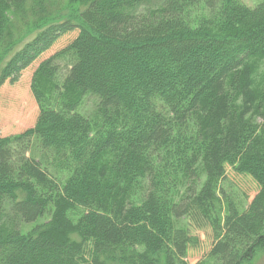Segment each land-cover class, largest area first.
<instances>
[{"label":"trees","instance_id":"1","mask_svg":"<svg viewBox=\"0 0 264 264\" xmlns=\"http://www.w3.org/2000/svg\"><path fill=\"white\" fill-rule=\"evenodd\" d=\"M47 1L31 0L46 10L19 37L30 0H0V88L78 32L33 75L35 127L0 137V264H190L204 245L178 226L190 205L212 235L196 264H251L264 251V0ZM227 166L260 187L247 206L223 189Z\"/></svg>","mask_w":264,"mask_h":264},{"label":"rangeland","instance_id":"2","mask_svg":"<svg viewBox=\"0 0 264 264\" xmlns=\"http://www.w3.org/2000/svg\"><path fill=\"white\" fill-rule=\"evenodd\" d=\"M82 1L83 0H52L49 2L48 0L47 9H51L52 11L56 10L55 12H57L66 8L69 9L70 7H76L80 2L82 3ZM242 1L251 7L261 2V0ZM34 8L35 5L33 6L30 0L27 16L24 18H12V22H16L14 25V36L16 33V35L19 34V37H21L28 27L38 20L36 16L44 14L39 12L41 10H46V6H42L39 12ZM77 36L78 32H74L61 37L48 52L43 54L28 69L23 71L17 81L12 83L8 80L0 88V137H14L35 127L40 111L32 93L33 75L42 61L66 48ZM1 47L2 46H0V49ZM64 64L66 66H64ZM64 64L61 65L62 74H64L68 65L66 63ZM62 74H60V78H63ZM263 76L264 60H261L258 64L255 77L257 78V81L260 79L262 82ZM96 105V100L89 98L86 100L81 112L84 115L91 117L96 109ZM226 175L222 187L229 197L234 198L239 203L247 206L260 192V187L251 177L236 173L230 166H227L226 168ZM44 221H46L45 218L42 219V222ZM178 226L187 227L192 235L200 237L201 240H203L204 245L201 248L202 252H195L193 256L188 258L190 264H196L203 258L206 251L210 248V244L212 243L209 238L212 236L210 229L206 227L200 213L193 205H190L188 216L183 222H179ZM32 227L33 226L31 225L25 226L23 227V231L28 232ZM251 264H264V251L259 253Z\"/></svg>","mask_w":264,"mask_h":264}]
</instances>
